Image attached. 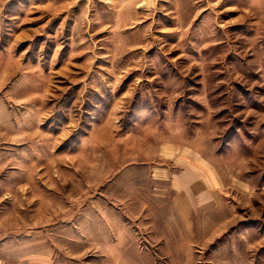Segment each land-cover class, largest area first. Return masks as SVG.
<instances>
[{
    "label": "rangeland",
    "instance_id": "obj_1",
    "mask_svg": "<svg viewBox=\"0 0 264 264\" xmlns=\"http://www.w3.org/2000/svg\"><path fill=\"white\" fill-rule=\"evenodd\" d=\"M0 264H264V0H0Z\"/></svg>",
    "mask_w": 264,
    "mask_h": 264
}]
</instances>
